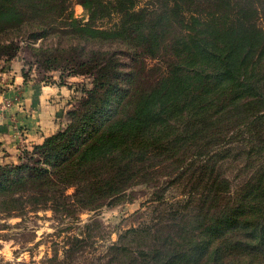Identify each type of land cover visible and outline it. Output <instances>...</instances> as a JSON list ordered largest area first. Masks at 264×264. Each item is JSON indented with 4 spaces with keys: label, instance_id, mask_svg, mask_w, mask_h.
<instances>
[{
    "label": "trees",
    "instance_id": "1",
    "mask_svg": "<svg viewBox=\"0 0 264 264\" xmlns=\"http://www.w3.org/2000/svg\"><path fill=\"white\" fill-rule=\"evenodd\" d=\"M76 1L87 21L72 0H0V58L17 55L26 30H69L153 57L169 50L170 61L149 87L127 92L121 86L135 74L115 52L49 55V68L91 74L93 87L66 127L18 163L0 162V212L90 207L173 165L192 170L187 210L129 228L105 264H264V0ZM240 157L247 176L234 188L226 173Z\"/></svg>",
    "mask_w": 264,
    "mask_h": 264
},
{
    "label": "rangeland",
    "instance_id": "2",
    "mask_svg": "<svg viewBox=\"0 0 264 264\" xmlns=\"http://www.w3.org/2000/svg\"><path fill=\"white\" fill-rule=\"evenodd\" d=\"M145 1L142 0V3ZM72 2L75 17L87 21L89 10L76 0ZM105 21L106 25L111 24L110 19ZM25 32L23 36L16 37L20 45L17 55L0 58V108L11 110L22 104L20 102L26 96L22 90L9 96L4 95V89L9 87L7 82H27L33 86V90L47 93L45 107L55 109L53 113L59 120L60 129L66 127L69 121L68 111L86 97L84 89L93 87L94 76L74 75L61 67L49 68L44 60L49 55L55 56V50L61 49L59 54L62 58L78 53L86 55L92 49L115 52L124 64V72L135 74L134 81L131 79L121 86L127 92L135 86L149 87L160 76L162 66L170 61L168 49L153 57L129 48L128 45L105 40L93 41L69 30H58L55 33L50 31L48 35L39 38L31 37V31ZM35 46L41 49L36 51ZM48 48L53 49V52L44 53L43 50ZM66 48L70 50L68 53L62 51ZM81 49L85 51L82 53ZM62 62L65 61L60 64ZM51 87L57 89V92ZM125 96L127 98L128 95ZM35 98L38 99L37 96ZM96 132L87 133L79 144ZM15 147L18 149L17 155L21 157L27 149H33L31 143L23 139ZM17 155L0 162L16 164L19 162ZM245 162L243 157L235 159L226 173L234 188L247 176V172L241 170ZM191 171L187 170L181 175L180 170L173 165L158 168L147 177H140L122 196L114 200H100L90 207L75 205L57 209L52 206H29L22 213L0 212V264H105L110 257V246L118 243L121 234L129 228L166 223L172 220L168 218L175 211L187 210L184 204L195 186L191 180ZM73 192L74 188L68 189V193ZM151 241L148 240V244ZM132 244L138 250L140 245L137 242Z\"/></svg>",
    "mask_w": 264,
    "mask_h": 264
},
{
    "label": "crops",
    "instance_id": "3",
    "mask_svg": "<svg viewBox=\"0 0 264 264\" xmlns=\"http://www.w3.org/2000/svg\"><path fill=\"white\" fill-rule=\"evenodd\" d=\"M9 87L2 89L4 95L9 96L17 91H25V98L17 107L11 110L0 108V161L13 158L18 149L15 144L20 140H26L29 144L42 142L45 137L56 133L61 125L55 116L54 108L45 107L44 99L47 93L33 90V86L27 82H7ZM53 90L57 89L52 88ZM55 92V93H56ZM38 97V99L35 98ZM35 98V101L34 99ZM43 101V102H42ZM53 105V104H52ZM61 118V117H60Z\"/></svg>",
    "mask_w": 264,
    "mask_h": 264
}]
</instances>
